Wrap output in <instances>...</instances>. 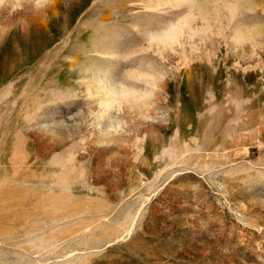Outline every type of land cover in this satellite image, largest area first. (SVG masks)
Here are the masks:
<instances>
[{"label": "rangeland", "instance_id": "1", "mask_svg": "<svg viewBox=\"0 0 264 264\" xmlns=\"http://www.w3.org/2000/svg\"><path fill=\"white\" fill-rule=\"evenodd\" d=\"M0 264H264V0H0Z\"/></svg>", "mask_w": 264, "mask_h": 264}]
</instances>
